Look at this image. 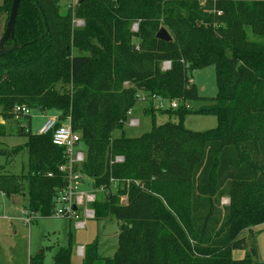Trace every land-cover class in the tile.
Returning <instances> with one entry per match:
<instances>
[{
    "label": "trees",
    "instance_id": "1",
    "mask_svg": "<svg viewBox=\"0 0 264 264\" xmlns=\"http://www.w3.org/2000/svg\"><path fill=\"white\" fill-rule=\"evenodd\" d=\"M12 3L4 0L0 19ZM160 28L172 41L156 38ZM11 39L15 46L0 57L1 120L28 119L30 128V114L15 112L22 107L70 120L86 147L80 171L105 192L90 204L93 218L119 228L112 257L98 254L96 239L83 248L82 264H264L254 240L264 225V0H78L64 10L60 0H22ZM210 66L217 97L187 108L200 99L189 83L193 72ZM139 93L151 108L157 99L177 102L168 112L180 122L114 138ZM197 113L215 115L218 127L185 129L183 119ZM19 135L26 143L11 150L0 144V156L26 150L27 173L0 166V193L26 190L29 212L52 217L67 186L59 170L65 150L52 134L23 126ZM119 156L124 161L115 163ZM245 231L249 237H241ZM68 242L54 264H72L71 234ZM235 250L244 258L234 259ZM29 264H44L43 254Z\"/></svg>",
    "mask_w": 264,
    "mask_h": 264
},
{
    "label": "rangeland",
    "instance_id": "2",
    "mask_svg": "<svg viewBox=\"0 0 264 264\" xmlns=\"http://www.w3.org/2000/svg\"><path fill=\"white\" fill-rule=\"evenodd\" d=\"M77 1L60 0V6L64 10L69 5L74 6ZM3 3L4 0H0V7ZM201 5L204 6V4ZM9 17L3 15L0 19V41L6 33ZM81 22L75 20V27H82L83 22ZM135 25L138 24L132 25V31H137L134 30ZM13 46H15V42L10 39L4 45L3 50ZM192 79L200 99L184 104L187 108L197 111L211 105V100L216 98L219 93L215 67L210 66L194 71ZM171 104L172 102L157 99L151 108L150 103L145 100L144 94L139 93V100L130 111L123 128L114 131L113 137L137 138L150 132L153 124L161 126L168 122L179 123V118L168 112L171 109ZM55 115L56 112L54 111L31 110L30 128L28 119L15 118L3 122L0 120V124H4L6 128V136L0 138L1 146L11 150L14 147L24 145L27 139L19 135L23 126H26L27 130L30 129L32 134H37L47 118ZM132 120L138 121V124L136 126L131 125ZM182 124L185 129L191 132L204 133L216 129L218 119L213 114L197 113L187 115ZM76 149L86 153V147L82 144H79ZM28 159L26 150L13 156L10 160L0 156V166H5V170L9 174L24 175L27 173ZM111 192H116L115 184L112 186ZM92 194L96 196L97 200L105 198V192L96 189L92 184V180L84 176L76 190V196H82L84 199V204L78 207V220H70L54 215L49 218H38L32 221L30 225L25 223V216L23 215L24 211L29 212L26 190L23 194L17 196H0V264H29L30 258L39 254H43L44 264H54V256L58 249L68 246L69 234L73 238L72 264H82L79 248L92 244L96 239L99 240L98 254L101 257H112L118 247L117 234L119 228L115 221L98 222L94 218L86 217V211L91 210L90 204L87 203V196ZM71 201L74 203L75 197H72ZM123 202H125V198H123ZM228 203L229 199H223V205H228ZM78 223H83L84 226H78ZM254 232L258 259L264 262V225L256 227ZM241 237H249V233L245 231ZM251 242L249 241V244ZM244 256V251H233V258L236 260L243 259Z\"/></svg>",
    "mask_w": 264,
    "mask_h": 264
},
{
    "label": "built area",
    "instance_id": "3",
    "mask_svg": "<svg viewBox=\"0 0 264 264\" xmlns=\"http://www.w3.org/2000/svg\"><path fill=\"white\" fill-rule=\"evenodd\" d=\"M82 23V22H81ZM138 25L134 26V30H137ZM171 68V63L166 61L162 64V70L166 71ZM190 84H193V79H190ZM172 108L177 107V102L171 104ZM16 113H20L22 115H29V109L22 107L16 108ZM3 122V121H2ZM138 121L132 120L131 125L136 126ZM52 134V143L58 147H62L65 150V163L59 167L60 172H62L67 180V186L64 190L58 193L57 197V206L55 214L56 216H60L66 219H78L77 210L79 206L84 204V199L82 196H76V190L78 184L83 180V174L80 171V166L85 161L86 153L81 150L76 149L80 144L81 136L79 133L74 132L70 120H67L63 123H60L58 116H50L47 118L45 123L38 130L37 135H47ZM124 158L119 156L116 157L115 163H122ZM104 192L103 189H100ZM0 196H4L3 193H0ZM75 197V202L71 201V198ZM95 195L87 196V203L91 204L95 202ZM74 207L76 209H74ZM25 216L24 221L27 225H30L32 221L39 218L37 214H33L30 212H23ZM87 218H93L94 212L92 210L86 211ZM78 226H84L83 223H78ZM79 254L83 257V250H79Z\"/></svg>",
    "mask_w": 264,
    "mask_h": 264
},
{
    "label": "water",
    "instance_id": "4",
    "mask_svg": "<svg viewBox=\"0 0 264 264\" xmlns=\"http://www.w3.org/2000/svg\"><path fill=\"white\" fill-rule=\"evenodd\" d=\"M22 0H13L11 11H10V17H9V22H8V27L6 30V33L4 37L0 41V57L5 55L8 51L3 50L4 45L13 37L14 35V30H15V25L17 21V15H18V9L20 6ZM156 38L158 40H161L163 42H170L172 41V37L170 34L167 32L165 28H160V30L156 34ZM1 120V118H0ZM74 209H76L74 207Z\"/></svg>",
    "mask_w": 264,
    "mask_h": 264
},
{
    "label": "crops",
    "instance_id": "5",
    "mask_svg": "<svg viewBox=\"0 0 264 264\" xmlns=\"http://www.w3.org/2000/svg\"><path fill=\"white\" fill-rule=\"evenodd\" d=\"M55 116H58V115L56 114ZM77 212H78V210H77ZM77 220H78V219H77ZM117 235H118V234H117ZM80 249H83V248L81 247V248H79V250H80Z\"/></svg>",
    "mask_w": 264,
    "mask_h": 264
}]
</instances>
